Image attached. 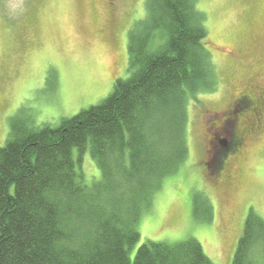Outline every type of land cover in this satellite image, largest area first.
Returning a JSON list of instances; mask_svg holds the SVG:
<instances>
[{
    "label": "trees",
    "instance_id": "obj_1",
    "mask_svg": "<svg viewBox=\"0 0 264 264\" xmlns=\"http://www.w3.org/2000/svg\"><path fill=\"white\" fill-rule=\"evenodd\" d=\"M198 2L147 0L146 19L129 37V76L98 104L58 126L12 119L0 146V264H212L196 238L147 241L134 260L129 256L143 210L188 159V100L218 85ZM243 83L228 121L211 120L215 139L227 123L233 130L218 170L204 165L205 151L204 172L216 185L264 107L256 76ZM86 153L101 171L92 184L82 169ZM194 214L214 219L202 192L194 196ZM263 257L264 219L251 208L231 264H261Z\"/></svg>",
    "mask_w": 264,
    "mask_h": 264
},
{
    "label": "rangeland",
    "instance_id": "obj_2",
    "mask_svg": "<svg viewBox=\"0 0 264 264\" xmlns=\"http://www.w3.org/2000/svg\"><path fill=\"white\" fill-rule=\"evenodd\" d=\"M198 9L207 17L218 85L188 100V159L143 210L132 260L147 241L196 238L212 264H231L250 209L264 219V132L244 142L239 154L246 157L236 165L232 187L216 185L202 165L215 139L212 118L225 117L250 76L264 87V0H199ZM146 16L147 0H0V146L17 114L35 126H58L108 97L115 81L129 76L130 33ZM58 84L57 104L43 105ZM226 128L216 139L227 141ZM82 169L88 184L101 179L90 153ZM198 192L213 206L211 222L194 214Z\"/></svg>",
    "mask_w": 264,
    "mask_h": 264
},
{
    "label": "flooded vegetation",
    "instance_id": "obj_3",
    "mask_svg": "<svg viewBox=\"0 0 264 264\" xmlns=\"http://www.w3.org/2000/svg\"><path fill=\"white\" fill-rule=\"evenodd\" d=\"M113 5V2H110V6ZM243 55L245 54L244 51H242ZM59 84L57 86H55L54 89H52L51 93L49 94V96L47 97V100L44 101L43 105H52L54 104V102L56 101V104H57V95L59 93ZM234 107V103L232 104V106L226 110H224L222 113H223V116H225L221 121L222 123L224 122H227L229 117H230V114L228 112H230V110H232ZM228 114V115H227ZM257 114H253L251 115V117L253 116H256ZM258 116H259V124L257 123L253 132H250L248 134V136H246V138L244 139L245 142L249 141V140H254L256 141L257 139L260 138L261 134L264 132V107L262 108L261 107V110L260 112L258 113ZM213 142H211V144L209 145L208 144V153H211L213 152V148L215 147V145H219L220 143H216V144H213ZM245 150V149H244ZM244 150L243 152H240V153H243L244 154ZM245 157L244 155H241L239 154L238 156H236L234 159H232L231 161L229 160V166L228 168L226 169V172L225 173H222V176L219 178L218 180V185H220L221 188H226L229 184L230 186L229 187H232V184L233 183V174L235 172V168H236V165L238 163H243L244 160H245ZM204 167V165H203ZM228 187V188H229Z\"/></svg>",
    "mask_w": 264,
    "mask_h": 264
},
{
    "label": "water",
    "instance_id": "obj_4",
    "mask_svg": "<svg viewBox=\"0 0 264 264\" xmlns=\"http://www.w3.org/2000/svg\"><path fill=\"white\" fill-rule=\"evenodd\" d=\"M232 125L231 123H227L226 133L228 135V139L226 142H221L219 145H215L213 148V152L209 153L210 158L206 161L205 166L209 171L218 170V168L222 165V155L226 148L229 145V140L232 139L233 135Z\"/></svg>",
    "mask_w": 264,
    "mask_h": 264
}]
</instances>
